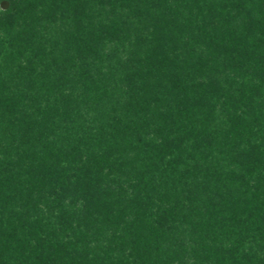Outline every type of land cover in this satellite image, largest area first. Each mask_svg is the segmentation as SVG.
<instances>
[{"label": "trees", "instance_id": "trees-1", "mask_svg": "<svg viewBox=\"0 0 264 264\" xmlns=\"http://www.w3.org/2000/svg\"><path fill=\"white\" fill-rule=\"evenodd\" d=\"M263 137L264 0H0V264H264Z\"/></svg>", "mask_w": 264, "mask_h": 264}, {"label": "rangeland", "instance_id": "rangeland-1", "mask_svg": "<svg viewBox=\"0 0 264 264\" xmlns=\"http://www.w3.org/2000/svg\"><path fill=\"white\" fill-rule=\"evenodd\" d=\"M7 7H8V4H7ZM7 7H6V8H7ZM6 8H5V9H6ZM261 127H263V126H261ZM263 138H264V137H263ZM214 159H218V160H219V159H222V160H220L219 163L222 162V163H225V164H230L229 161H228L227 159H226V160H223V157H221V155L218 153V151L216 152V158H215V156H214ZM235 167H236V166H235ZM217 172H218V171H217ZM163 173H164L163 177L166 176V177L169 178L170 175H172V172H171L170 170H168V171H163ZM238 173H240L239 170H238L237 174H238ZM242 173H243V172H242ZM242 173H241V174H242ZM237 174H236V175H237ZM227 175H228V174H227V170H226V171H223V172L220 174V178H221V180H222L223 178L226 179ZM239 175H240V174H239ZM221 188L223 189L224 187H221ZM225 243H226V241H225ZM224 245H225V244H224Z\"/></svg>", "mask_w": 264, "mask_h": 264}, {"label": "water", "instance_id": "water-1", "mask_svg": "<svg viewBox=\"0 0 264 264\" xmlns=\"http://www.w3.org/2000/svg\"><path fill=\"white\" fill-rule=\"evenodd\" d=\"M1 7H2L3 9H5V8L7 7V2H2V3H1Z\"/></svg>", "mask_w": 264, "mask_h": 264}]
</instances>
